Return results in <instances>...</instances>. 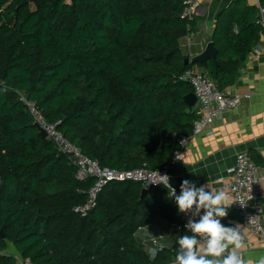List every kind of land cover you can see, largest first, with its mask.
<instances>
[{
	"label": "trees",
	"instance_id": "16d2710c",
	"mask_svg": "<svg viewBox=\"0 0 264 264\" xmlns=\"http://www.w3.org/2000/svg\"><path fill=\"white\" fill-rule=\"evenodd\" d=\"M181 12V0H0V264H18L10 246L33 264L174 261L178 238L154 257L135 240L157 220L180 221L169 190L141 198L142 184L112 182L75 214L93 179H76L19 97L101 167L161 170L199 117L180 77L198 68L225 92L261 32L254 10L232 9L211 38L216 63L184 64L179 41L194 23Z\"/></svg>",
	"mask_w": 264,
	"mask_h": 264
},
{
	"label": "crops",
	"instance_id": "0c3cea01",
	"mask_svg": "<svg viewBox=\"0 0 264 264\" xmlns=\"http://www.w3.org/2000/svg\"><path fill=\"white\" fill-rule=\"evenodd\" d=\"M196 2L197 11L192 20L194 29L179 41L180 51L185 59L200 54L206 44L212 42L213 34L218 31V21L225 19L230 10L252 9L256 18L258 17L256 0H196ZM233 31L237 32L236 27ZM256 47L262 49L260 56H254L252 53ZM194 69L203 72L201 69ZM225 92L238 96L239 105L215 120L206 131L188 140L181 151L179 162L168 170L167 175L170 178L208 184L212 191L222 190V182L230 181V169L234 165L235 156L241 152L255 158L264 168V39L261 32L239 67L235 82ZM194 109L199 116L197 105ZM219 179L223 181L219 182ZM251 206L260 211L264 224V182L260 184ZM221 223L231 227L240 225L244 238V247L240 252L248 264H256V261L264 256V246L242 225L236 211L230 210ZM179 235L173 234L169 223L157 220L153 225L139 230L135 234V240L151 257L148 247L152 238L160 237L159 242L165 249L171 248ZM7 254L17 257L11 246Z\"/></svg>",
	"mask_w": 264,
	"mask_h": 264
},
{
	"label": "built area",
	"instance_id": "2783aa9c",
	"mask_svg": "<svg viewBox=\"0 0 264 264\" xmlns=\"http://www.w3.org/2000/svg\"><path fill=\"white\" fill-rule=\"evenodd\" d=\"M256 1L258 5V17L254 24L261 29V34L264 39V6H261V0ZM181 4L182 12L180 18L192 21L197 11L196 0H181ZM261 52L262 49L260 47H256L252 51L254 56H260ZM180 79L191 85L193 93L197 99L196 105L200 114L193 124L192 132L189 137L174 136V140L179 147V150L175 151L169 162L158 171H152L146 168H139L132 171H115L101 167L97 162L84 156L76 146L70 143L58 131L57 128L59 122H47L42 112L36 107L35 103L27 100L25 96L20 95L19 101L26 107V110L32 117L33 121L45 130L48 138L52 140L58 152L67 155L71 163L75 166L76 179L80 182L93 179V185L87 192L86 203L75 207L73 209L75 214L85 217L93 208L97 196L102 192L103 188L112 182L121 183L131 181L140 183L145 188L164 186L159 183L160 177L158 174L160 176L168 174V170L179 162L181 151L187 145L188 140L191 137L206 131L215 120L219 119L224 113L235 109L240 103V98L238 96L219 91L210 78L195 69L185 72ZM222 181V179H219V182ZM263 182L264 168L258 165L249 154L241 152L235 156L234 165L230 169V181H223L221 189L230 197L231 202H233L228 208V213L230 210L236 211L242 225L250 234L256 236L264 246L263 220L260 211L253 209L251 206L252 201L256 198L259 186ZM196 185L199 187L203 184ZM176 194L179 195L180 190L176 191ZM241 203L244 205H241ZM202 214L203 210H201V215ZM179 215L180 221L176 224H170L173 234L178 235L187 233L192 235V233L187 231L185 227L191 214L179 213ZM195 219L198 220L199 217H196ZM159 240L160 237L152 238L150 240L148 250L151 257L155 256L152 254L153 249H156L157 252H159L164 248ZM16 260L18 264H33L30 259L16 257ZM169 264H174V261Z\"/></svg>",
	"mask_w": 264,
	"mask_h": 264
},
{
	"label": "clouds",
	"instance_id": "9594fccd",
	"mask_svg": "<svg viewBox=\"0 0 264 264\" xmlns=\"http://www.w3.org/2000/svg\"><path fill=\"white\" fill-rule=\"evenodd\" d=\"M158 176L159 183L168 188L169 197L174 198L179 213L191 214L185 227L192 235L178 236L174 264H248L240 252L244 247L240 225L231 227L221 223L233 203L223 190L212 191L208 184L197 187L185 179L177 195L169 184L170 177ZM152 254L156 255L157 250L153 249ZM256 264H264V256Z\"/></svg>",
	"mask_w": 264,
	"mask_h": 264
},
{
	"label": "water",
	"instance_id": "95a60500",
	"mask_svg": "<svg viewBox=\"0 0 264 264\" xmlns=\"http://www.w3.org/2000/svg\"><path fill=\"white\" fill-rule=\"evenodd\" d=\"M216 57H217V50L214 46L213 42H208L204 48V50L196 55L193 56L191 58H186L184 60V64H191V65H197V64H206L207 61H212L213 63H216ZM183 101L186 105V112L190 113L192 112V110L195 108L196 104H197V99L196 96L194 95V93H190L188 95H186L183 98ZM34 126L39 130L40 135L42 136L43 139H47L48 135L45 132V130L39 126L36 122H34ZM183 179L182 178H170L169 180V184L171 185V187L175 188L176 191L180 190V186L182 183ZM147 188H143L141 191V198L145 197L147 195ZM224 220V218H221V222ZM191 236L190 234H186Z\"/></svg>",
	"mask_w": 264,
	"mask_h": 264
}]
</instances>
